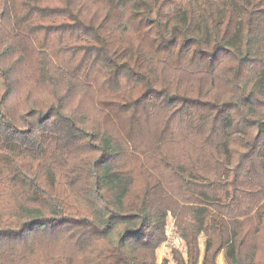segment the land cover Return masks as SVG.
<instances>
[{
  "label": "trees",
  "instance_id": "16d2710c",
  "mask_svg": "<svg viewBox=\"0 0 264 264\" xmlns=\"http://www.w3.org/2000/svg\"><path fill=\"white\" fill-rule=\"evenodd\" d=\"M169 214L264 264V0H0V261L156 264Z\"/></svg>",
  "mask_w": 264,
  "mask_h": 264
},
{
  "label": "rangeland",
  "instance_id": "374dc122",
  "mask_svg": "<svg viewBox=\"0 0 264 264\" xmlns=\"http://www.w3.org/2000/svg\"><path fill=\"white\" fill-rule=\"evenodd\" d=\"M26 81H33L31 78V75L27 74ZM165 232H166V241L156 250V264H161V261L163 259H167L168 264H175V262L172 259V255H171L172 249L178 250L183 256H185V246H184L183 241L178 237L176 233L175 226H174V219L170 214L168 215L167 220H166ZM198 246H199L200 254L202 257L203 249H204V237L203 236L199 237ZM41 257H42V254L37 248L35 250V253L32 255L31 259L27 263L26 261H24V262L12 263V264H35V261L40 259ZM219 261L221 262V264H225L222 253H220L217 256L216 264H219ZM0 264H4V263L0 261Z\"/></svg>",
  "mask_w": 264,
  "mask_h": 264
}]
</instances>
